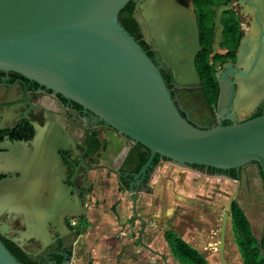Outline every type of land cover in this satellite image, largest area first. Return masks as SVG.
<instances>
[{
  "label": "water",
  "instance_id": "water-1",
  "mask_svg": "<svg viewBox=\"0 0 264 264\" xmlns=\"http://www.w3.org/2000/svg\"><path fill=\"white\" fill-rule=\"evenodd\" d=\"M129 0H0V69L37 79L62 93L133 142L149 149L129 183L132 220L139 183L154 166L156 153L178 165L239 169L254 161L264 178V112L236 119L264 99V0H237L249 23L234 65L215 71L216 113L230 122L200 127L182 115L161 67L119 19ZM136 0L134 18L153 41L161 61L179 84L200 81L195 56L202 48L192 0ZM232 76V77H231ZM54 148L47 155L55 166ZM47 163V162H46ZM0 181L1 204L18 200L21 187ZM227 210L222 213L219 256H224ZM264 251V247H263ZM0 264H21L0 239ZM165 264H168L165 257Z\"/></svg>",
  "mask_w": 264,
  "mask_h": 264
},
{
  "label": "flooded vegetation",
  "instance_id": "flooded-vegetation-1",
  "mask_svg": "<svg viewBox=\"0 0 264 264\" xmlns=\"http://www.w3.org/2000/svg\"><path fill=\"white\" fill-rule=\"evenodd\" d=\"M135 3L136 0L133 12L137 10ZM193 10L195 13L194 5ZM227 16L234 18L230 22L232 28L228 36L231 40L226 41L221 22L218 45L215 47L218 52L211 56L217 57L216 53L221 55L214 73L225 69L223 63L226 61L234 65L236 46L249 28L246 19L240 21L231 12ZM213 38L212 31V46ZM147 42L154 52L152 59L161 70L171 74L167 84L182 115L200 127L211 126L219 120L230 122L216 113L217 79L215 98L209 95L201 79L187 84L177 83L171 69L162 63L155 43ZM211 100L215 108H211ZM261 112H264V99L250 112L236 113L235 117L247 118ZM137 143H131L127 137L118 134L90 109L37 79L15 70L0 69V181L11 179L10 187L19 186L22 189L18 200L12 198L7 204L0 201L1 241L21 264H98L90 250L77 249L80 229L89 219V207L94 204L91 171L99 167L109 169L111 164L117 163L113 172L116 173L118 186L129 191V183L138 179L133 175L139 169L134 168L135 151L128 158ZM52 147L53 167L46 159ZM152 168L139 183L133 184L137 192L147 187ZM202 168L211 173H222L235 182V191L229 202L234 249L238 250L242 264H264V178L261 169L254 161L234 169L233 174L231 169ZM1 196L0 190V199ZM235 212L237 216L242 213L244 217L246 228L243 227V231L234 227ZM132 217L131 210V217L126 222L133 224L138 220L141 227L142 221L137 218L132 220ZM169 229L173 230L172 237H181L189 243L174 228ZM166 230L162 233L166 250L152 246L150 249L140 243L138 232L137 242L147 252L159 257L163 264L165 257L168 264L169 260L185 264L168 243ZM239 240L243 242L248 262L242 255ZM217 246L219 248V243Z\"/></svg>",
  "mask_w": 264,
  "mask_h": 264
},
{
  "label": "rangeland",
  "instance_id": "rangeland-1",
  "mask_svg": "<svg viewBox=\"0 0 264 264\" xmlns=\"http://www.w3.org/2000/svg\"><path fill=\"white\" fill-rule=\"evenodd\" d=\"M210 12L209 21L214 32L211 57L218 52L215 47L218 45L222 17L231 12L238 20L244 22L245 19L239 13L237 0H214ZM215 56L212 61L217 67L221 55L216 53ZM211 104V108H215L213 100ZM116 166L117 163H113L112 168L99 167L91 171L94 204L89 207V219L80 229L77 249L90 250L98 264H163L159 257L147 252L137 242L140 222H126L131 217V198L128 190L118 186L116 173L113 172ZM235 186V182L222 173L160 159L151 170L147 187L138 191L137 212L147 221L143 240L152 247L166 250L162 233L174 228L203 254L208 264H223L217 246L219 228L222 213L227 210L225 247L228 244L234 247L229 202ZM238 254V250H234V257L242 264ZM169 264L181 263L169 260Z\"/></svg>",
  "mask_w": 264,
  "mask_h": 264
},
{
  "label": "trees",
  "instance_id": "trees-1",
  "mask_svg": "<svg viewBox=\"0 0 264 264\" xmlns=\"http://www.w3.org/2000/svg\"><path fill=\"white\" fill-rule=\"evenodd\" d=\"M214 0H192V3L195 7V14L197 16V21L199 25L200 31V41L202 48L198 51L195 57V64L200 75L201 83L207 88L209 91V95L214 97L216 96L217 91V83H216V76L214 73L215 66L213 65V61L209 54V47L211 45V38H212V31L213 26L210 24L211 12L210 6L212 5ZM134 2L135 0H129L119 11V19L134 36L135 38L142 44V46L146 49L148 54L152 57L153 50L150 48V44L147 40L143 37L140 27L138 25L137 20L133 16V9H134ZM223 33L225 34L226 41L230 42L229 31L232 28L231 21L234 18L230 16H223ZM162 74L164 75L165 81L167 82L171 74L166 70H161ZM213 98V99H214ZM135 151L136 159L134 160V168H139L141 164L147 159L149 155V149L141 143H137V145L130 151V154H133ZM165 158L160 154L156 153L153 158V164L155 165L160 159ZM196 167H204V165L193 164ZM222 170V169H218ZM231 173H234V168H231ZM235 212L234 217V227L243 231L246 228L244 224V217L242 213ZM244 227V228H243ZM172 229H167L165 231V236L168 240L170 246L175 250V253L178 255L180 259L183 260L185 264H208L207 260L204 258L203 254L197 250L195 247L190 245L189 243L185 242L181 237H172ZM239 243L242 244V255L246 258L248 262V258L246 255V251L244 250L243 242L239 240ZM250 256V255H249Z\"/></svg>",
  "mask_w": 264,
  "mask_h": 264
},
{
  "label": "bare ground",
  "instance_id": "bare-ground-1",
  "mask_svg": "<svg viewBox=\"0 0 264 264\" xmlns=\"http://www.w3.org/2000/svg\"><path fill=\"white\" fill-rule=\"evenodd\" d=\"M182 4V8L184 6V8L186 7L187 8V3H186V6H185V0H181ZM213 215V214H212ZM209 216V215H208ZM205 223V222H204ZM215 223V221H214ZM214 227V226H213ZM233 241V240H232ZM236 247V246H235ZM234 247L232 246V244H228L226 245V247L224 248V252H225V255L227 256V260L231 263V264H239V262L236 260V258L234 257ZM237 252V251H236ZM211 253V252H210ZM209 254V253H208ZM237 254V253H235ZM224 255V256H225ZM239 255V254H238Z\"/></svg>",
  "mask_w": 264,
  "mask_h": 264
}]
</instances>
